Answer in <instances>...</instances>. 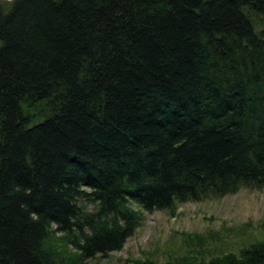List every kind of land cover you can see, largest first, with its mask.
Returning <instances> with one entry per match:
<instances>
[{
  "label": "trees",
  "instance_id": "trees-1",
  "mask_svg": "<svg viewBox=\"0 0 264 264\" xmlns=\"http://www.w3.org/2000/svg\"><path fill=\"white\" fill-rule=\"evenodd\" d=\"M263 25L264 0L0 2V264L106 258L136 207L264 189ZM259 227L133 264H264Z\"/></svg>",
  "mask_w": 264,
  "mask_h": 264
},
{
  "label": "rangeland",
  "instance_id": "rangeland-1",
  "mask_svg": "<svg viewBox=\"0 0 264 264\" xmlns=\"http://www.w3.org/2000/svg\"><path fill=\"white\" fill-rule=\"evenodd\" d=\"M86 210L93 212L94 204L87 205ZM136 210L142 212V225L124 248L109 257L99 256L84 264H133V260L147 256L164 263L167 253L182 247L181 233L203 234L210 230L216 234L222 232L223 244L238 252L248 241L259 238L262 230L259 226L264 221V189H242L219 200L182 204L173 216L165 211L149 212L139 207ZM248 224L255 230L249 229Z\"/></svg>",
  "mask_w": 264,
  "mask_h": 264
}]
</instances>
